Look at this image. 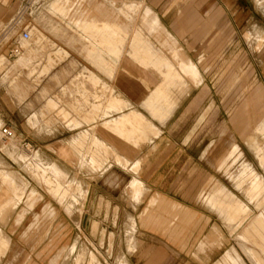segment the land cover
Masks as SVG:
<instances>
[{"label":"rangeland","instance_id":"obj_1","mask_svg":"<svg viewBox=\"0 0 264 264\" xmlns=\"http://www.w3.org/2000/svg\"><path fill=\"white\" fill-rule=\"evenodd\" d=\"M1 55L0 264H264V0H0Z\"/></svg>","mask_w":264,"mask_h":264},{"label":"crops","instance_id":"obj_2","mask_svg":"<svg viewBox=\"0 0 264 264\" xmlns=\"http://www.w3.org/2000/svg\"><path fill=\"white\" fill-rule=\"evenodd\" d=\"M254 2H255V0H254ZM21 34H20V37H21ZM21 40H22V42L27 41V40H24L22 37H21ZM13 49L15 51V56H18L21 53L20 54L21 56L18 59H15L14 66L15 67H18V66L30 67V65L32 64V60L34 58V54L36 53V49H33V48L28 49L27 48L28 50L24 51L22 53L21 50H19V48L17 47V45L15 46L12 43L8 47V51L12 52ZM24 49L26 50V47ZM9 56H10V53H9ZM5 58L6 57L3 55L0 56V66H2L6 62ZM21 70L25 71L26 69L21 68ZM12 83H13V80L10 81L9 79H7L6 72H0V108L20 107V102H19L20 99H18V98L20 96L19 95L20 89H21V92L23 90L21 87L22 85H20L19 83L17 84V82L14 83V85ZM14 94L18 95L17 96L18 98ZM0 119L3 121L6 118L2 114H0ZM31 121H32V124L34 125L35 122L37 121V119H31ZM5 203L13 204L14 201L12 199H10V200H7Z\"/></svg>","mask_w":264,"mask_h":264},{"label":"built area","instance_id":"obj_3","mask_svg":"<svg viewBox=\"0 0 264 264\" xmlns=\"http://www.w3.org/2000/svg\"><path fill=\"white\" fill-rule=\"evenodd\" d=\"M22 37L27 39L28 38V33L26 31H23L22 32ZM12 52H15V51H12ZM0 133L2 134L4 139H7V138H9V137H11L13 135L11 129L6 124H2L0 126Z\"/></svg>","mask_w":264,"mask_h":264},{"label":"bare ground","instance_id":"obj_4","mask_svg":"<svg viewBox=\"0 0 264 264\" xmlns=\"http://www.w3.org/2000/svg\"><path fill=\"white\" fill-rule=\"evenodd\" d=\"M21 37H22V34H21ZM23 38V37H22ZM23 39H25V38H23ZM28 39V38H27ZM26 40V39H25ZM1 134V133H0ZM1 136H2V134H1ZM3 137V136H2ZM4 138V137H3ZM7 139H15L13 136H11V137H9V138H7Z\"/></svg>","mask_w":264,"mask_h":264}]
</instances>
